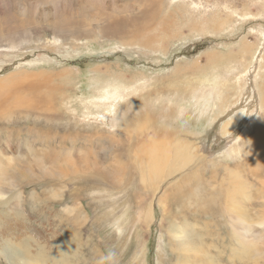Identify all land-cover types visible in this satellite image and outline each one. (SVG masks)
Listing matches in <instances>:
<instances>
[{"label": "rangeland", "instance_id": "1", "mask_svg": "<svg viewBox=\"0 0 264 264\" xmlns=\"http://www.w3.org/2000/svg\"><path fill=\"white\" fill-rule=\"evenodd\" d=\"M54 1L0 12V264H264V0Z\"/></svg>", "mask_w": 264, "mask_h": 264}, {"label": "bare ground", "instance_id": "2", "mask_svg": "<svg viewBox=\"0 0 264 264\" xmlns=\"http://www.w3.org/2000/svg\"><path fill=\"white\" fill-rule=\"evenodd\" d=\"M3 1H7L8 4H7V9H10L13 2L15 0H11V1H8V0H0V12H4L6 11V8L4 7V4H3ZM72 2H74V0H72ZM58 3H62V1H54V4L56 6H58ZM153 14V12H152ZM154 15V14H153ZM153 17V16H152ZM157 21V20H156ZM149 25H152V24H149ZM143 27V26H142ZM133 41V40H132ZM245 48V47H244ZM259 90H260V94H261V101H263V104H264V83L261 84V88L259 87ZM3 101L0 102V105L2 104ZM7 106V105H6ZM263 106V105H261ZM262 108V107H261ZM11 108H8V109H5V108H0V112L1 111H9ZM127 113V112H126ZM141 114V113H140ZM129 115V114H127ZM136 115V114H135ZM139 119V118H138ZM136 118V120H138ZM135 120V118H134ZM135 120V122H136ZM131 121V120H130ZM264 121V120H263ZM132 122V121H131ZM133 123V122H132ZM121 124V123H120ZM129 124V123H128ZM136 124V123H135ZM124 125V124H123ZM139 127L140 124H137ZM142 127V126H140ZM147 127V126H146ZM145 127V128H146ZM223 128V127H222ZM226 128V127H225ZM258 128V127H257ZM129 129V128H128ZM145 130V129H143ZM147 130V129H146ZM138 132V131H137ZM174 132V131H173ZM256 142H257V146L258 148H263L264 149V124H259V128L257 129L256 131ZM143 133V132H142ZM153 139V138H152ZM181 139V138H180ZM155 140V139H154ZM158 141V140H157ZM184 142V141H182ZM187 142V141H186ZM181 143V142H180ZM180 143H177L175 145L176 147V150L174 151L175 153L173 154L174 156L170 157V154L167 152V148L166 149H160V150H156V152H152L148 155V161H147V165L145 166V171L149 172L151 175H152V178H155V179H158V180H162L164 179L165 175L168 173V176L171 175L170 171L171 170H174L175 172H178V171H181L187 164L190 163L191 161V157L194 155V154H187L186 152V148L184 146H181ZM167 144V143H166ZM164 144V145H166ZM172 144V142H171ZM183 144V143H182ZM170 145V144H169ZM167 144V146H169ZM163 145H161L159 148H161ZM170 146H173V145H170ZM187 146V145H186ZM139 147V146H138ZM194 147V146H193ZM145 148H148L145 146ZM109 149V148H108ZM139 149V148H138ZM188 149V148H187ZM132 150V149H131ZM172 150V149H171ZM153 151V150H152ZM151 152V150H150ZM138 153V152H137ZM195 153V152H194ZM264 153V152H263ZM172 156V155H171ZM194 157V156H193ZM192 157V158H193ZM196 157V156H195ZM132 158V157H131ZM136 158V157H134ZM76 160L79 161V166H80V169H91V171H95V170H101L103 171L104 174V178L108 179L107 177H110V174L104 172L103 169H98L97 167L95 166H89V165H86L83 163V157H76ZM142 160V159H141ZM63 162V161H59V164L57 167H65L67 168L68 170H70V172H75L74 168L71 166V165H68V164H64V165H61L60 163ZM142 162V161H141ZM140 162V164H141ZM143 164V163H142ZM145 165V164H144ZM1 166H2V161L0 160V174L1 173ZM139 166V165H138ZM62 167V168H63ZM185 169V168H184ZM146 172V173H147ZM148 174V173H147ZM115 176V175H114ZM118 176V175H117ZM150 178V177H149ZM145 181V180H144ZM186 189V188H184ZM176 190V189H175ZM174 190V191H175ZM180 190V189H179ZM209 192V191H208ZM189 193V192H188ZM175 194V193H174ZM0 196H2V194L0 193ZM175 198V197H174ZM208 198V197H206ZM231 198V197H230ZM211 200V199H210ZM231 200V199H230ZM167 201V200H166ZM178 201H179V198H178ZM170 202V201H169ZM184 202V201H183ZM208 202V206L206 207V209L208 210L207 213H214V207L212 205V203L210 201H207ZM173 203V202H172ZM206 203V202H205ZM204 203V204H205ZM228 203V202H227ZM239 203V202H238ZM246 203V202H245ZM207 204V203H206ZM244 204V203H243ZM187 205V204H186ZM237 205V204H236ZM245 205V204H244ZM239 207V205H238ZM238 207L236 206H230L233 214H235L236 217L238 218H235L232 219L235 221V223L237 224L239 230H241V233H238V236L243 238V239H247L249 236H248V231H247V218H246V210L243 212L242 210L238 209ZM244 207V206H243ZM244 209V208H243ZM228 213H230L229 211H227ZM244 213V214H243ZM234 216V215H233ZM232 216V217H233ZM187 227V226H186ZM173 232V230H172ZM185 233V232H184ZM187 234V233H186ZM189 236V234H188ZM187 235H184L183 237H188ZM199 240L201 239L202 240V236L200 235ZM187 240V238H186ZM185 242V240L183 241ZM191 239L189 238L185 243H180L179 241V245H175L177 247V252L180 253V259L178 260V263L179 264H209V262L207 261L206 259V256L204 254L202 255H193V254H190L189 252V249L190 247L193 248V246L191 245ZM201 243H203V241H201ZM237 243V242H236ZM242 246V245H241ZM194 252V251H193ZM201 252V251H200ZM201 254V253H200ZM222 259V258H221ZM210 264H217L213 258L211 260V263Z\"/></svg>", "mask_w": 264, "mask_h": 264}]
</instances>
